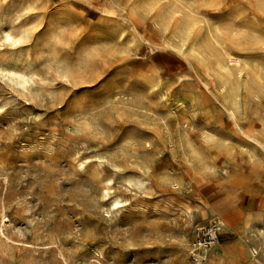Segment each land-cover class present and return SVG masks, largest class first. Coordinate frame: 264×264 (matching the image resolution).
Listing matches in <instances>:
<instances>
[{"label": "rangeland", "instance_id": "374dc122", "mask_svg": "<svg viewBox=\"0 0 264 264\" xmlns=\"http://www.w3.org/2000/svg\"><path fill=\"white\" fill-rule=\"evenodd\" d=\"M0 26V264H264V0H0Z\"/></svg>", "mask_w": 264, "mask_h": 264}, {"label": "bare ground", "instance_id": "6f19581e", "mask_svg": "<svg viewBox=\"0 0 264 264\" xmlns=\"http://www.w3.org/2000/svg\"><path fill=\"white\" fill-rule=\"evenodd\" d=\"M4 15V14H3ZM243 17V16H242ZM2 19V24H10V21H8L7 19H6V16H4L3 18H1ZM19 19H21V18H19ZM174 22V21H173ZM15 24V23H14ZM6 27V26H5ZM14 27H15V25H14ZM0 29L2 30V28H1V26H0ZM189 29V28H188ZM12 27L10 26V30H9V32H5L4 34H5V39H7V40H9V42L11 43V45L12 46H14V47H16L17 46V44H18V42H19V39H17L13 34H12ZM188 31V30H187ZM189 34V33H188ZM188 34H187V36H188ZM27 36V35H26ZM197 36V35H196ZM21 38V37H20ZM30 39V38H29ZM186 39V38H185ZM182 40H184V38L182 39ZM181 40V41H182ZM180 41V42H181ZM184 41H187V40H184ZM217 41V40H216ZM20 43V42H19ZM183 43V42H182ZM185 43V42H184ZM205 43H206V41H205ZM181 44V43H180ZM189 44V43H188ZM184 45V44H183ZM203 46H204V43H203ZM202 46V47H203ZM211 47H212V45H210ZM26 47H27V45H26ZM205 47V46H204ZM203 47V48H204ZM207 47V46H206ZM211 47L209 48V46L207 47L208 49H210V50H212L211 49ZM198 48H201V46L200 45H198ZM15 49V48H14ZM13 49V50H14ZM205 49V48H204ZM201 49L202 51H204V52H206V54H207V49ZM196 51L198 50L199 51V49H195ZM223 50V49H222ZM221 50V51H222ZM209 51V50H208ZM213 51V50H212ZM224 51V50H223ZM252 51V50H251ZM225 52V51H224ZM208 53H210V52H208ZM212 54H214L213 52H211ZM227 53V52H226ZM30 54V53H29ZM202 54H204L203 52H202ZM211 54V55H212ZM205 55V54H204ZM207 55H209V54H207ZM211 55H209V56H211ZM202 56V55H201ZM220 56V55H219ZM198 57V56H197ZM214 57V56H213ZM202 58H204V57H202ZM205 58H207V57H205ZM226 58L231 62V63H235V64H239V63H241L243 60H241V58L239 57V56H236V55H234V54H231V53H227L226 54ZM201 59V58H200ZM208 59V58H207ZM201 60H203V59H201ZM226 61V60H225ZM34 63H35V61H34V59L30 56V55H27V56H22V55H19V56H15L14 54L13 55H10V58L8 59V61H7V64L8 65H11L12 66V69H13V75H12V78H11V81L14 83V85H16L17 87H18V89L20 90V91H22V89L23 90H29V89H31V88H33V87H35L36 86V83H37V77H38V70L36 69V67H35V65H34ZM227 65V64H226ZM231 65V64H230ZM239 65H241V64H239ZM238 66V65H237ZM224 68H226V67H224ZM228 68V67H227ZM241 68V67H240ZM252 68V67H251ZM229 69V68H228ZM235 69V68H234ZM218 70V69H217ZM227 70V69H226ZM253 70V69H252ZM257 71V69H254V71ZM259 70V69H258ZM220 72H222L221 71V69L219 70ZM233 71V70H232ZM236 71V70H235ZM260 72H262L263 71V69H262V71L261 70H259ZM259 71H257V72H259ZM224 72V71H223ZM226 72V71H225ZM224 72V73H225ZM228 72H230V71H228ZM234 72V71H233ZM239 72V71H238ZM242 72V71H241ZM240 72V73H241ZM248 72H250L249 70H248ZM231 73V72H230ZM253 73V72H252ZM251 72H250V74H252ZM220 74V73H219ZM237 74V73H236ZM249 74V75H250ZM260 74V73H259ZM227 75V74H226ZM242 75V74H241ZM253 75V74H252ZM251 75V76H252ZM221 76V75H220ZM230 77H231V75H229ZM238 76H240L239 74H238ZM257 77V76H256ZM222 78V77H221ZM238 78H240V77H238ZM249 78V77H248ZM253 78H255V77H253ZM257 79V78H256ZM224 80V78H222V81ZM251 80V79H250ZM225 81V80H224ZM230 81V80H229ZM252 81V80H251ZM257 81V80H256ZM222 83V82H221ZM191 84V83H190ZM223 84V83H222ZM224 84H225V88L227 89L228 88V90L229 91H231V95H233V97L235 98L234 99V102L237 104V101H238V94H237V88H236V86L234 87V86H231V85H229L227 82H224ZM223 84V85H224ZM230 86V87H229ZM244 86V85H243ZM21 87H22V89H21ZM222 88V87H221ZM224 88V87H223ZM221 89V90H224V89ZM239 103H240V101H239ZM238 103V104H239ZM237 104V105H238ZM236 107V106H235ZM233 109H234V107H232ZM231 110V109H230ZM239 110V108L236 110V112ZM229 111V110H228ZM234 111H235V109H234ZM234 111L233 110H231L230 111V113H231V115H233L234 114ZM234 117V116H233ZM233 117H231V118H233ZM234 119H235V117H234ZM52 141V140H51ZM42 142H44V141H42ZM46 142V141H45ZM49 143V142H48ZM47 143V144H48ZM229 143V142H228ZM50 144V143H49ZM42 145V144H41ZM36 147H37V145H33V147H31V148H35L36 149ZM50 147V146H49ZM55 147V146H54ZM40 148V147H39ZM26 150H27V148H25ZM52 149H46V153L49 151H51ZM43 151V150H42ZM38 152V151H37ZM52 152V151H51ZM29 154H31V152L29 153ZM55 154V153H54ZM88 161V160H87ZM78 166H79V168L80 169H85L86 168V163H85V161H83V160H79V164H78ZM224 171H225V174H228V169H224ZM107 181V180H106ZM139 183L140 184H142V185H145V186H147V180L145 179V178H141V179H139ZM106 185H108V184H106ZM110 185V184H109ZM107 188H109V187H107ZM110 189V188H109ZM109 189H108V191H109ZM231 190V189H230ZM108 191H106L107 192V195H109L110 196V202H111V205H113V206H115V207H118V206H120L121 205V203H123L124 201L121 199V198H119V197H117V196H115V195H110V193L108 192ZM111 192H112V189H111ZM226 193H227V191H226ZM230 193V192H229ZM105 195V194H104ZM227 195V194H226ZM233 199V198H232ZM225 208H227L229 211H231V217H230V220H229V222H227L228 223V226L231 228V227H233L234 226V224H236L237 222H238V220H235V218H236V216H239V213H237L238 211H234L235 209L232 207V205H231V202H230V200L229 199H227V198H225ZM187 210H190V208L189 207H187ZM242 212V211H241ZM226 213V212H225ZM226 215V214H225ZM241 216V215H240ZM254 216V215H253ZM259 216V215H258ZM262 217H264V214H263V216ZM241 218V217H240ZM244 219V218H243ZM5 220V219H4ZM240 220V219H239ZM213 221H218V222H220L221 224H222V226H224V223H223V221L221 220V219H219V218H214V220H212V222ZM248 221V220H247ZM264 221V220H263ZM211 222V221H210ZM240 222H241V220H240ZM250 222V221H249ZM249 222H248V226H249ZM262 223V222H261ZM262 225V224H261ZM255 226V225H254ZM246 228V227H245ZM255 228V227H254ZM254 228H253V230H254ZM240 231V230H239ZM243 231V230H242ZM255 231H257V230H255ZM260 231V230H259ZM242 233V232H241ZM256 233H258V235H261L262 236V234H259V232H256ZM247 235V234H246ZM257 236V235H256ZM260 236V237H261ZM243 238H244V236H242ZM259 237V236H258ZM247 238V237H246ZM253 238H255V237H253ZM264 238V237H263ZM261 239V238H260ZM244 240V239H243ZM250 239H248V241H249ZM258 240V239H257ZM252 241V240H251ZM255 241V240H254ZM253 241V252L255 253V256L257 255H260V253L262 254L263 253V251H262V247H261V243L260 242H257V241H255L254 242ZM262 242H264V241H262ZM248 243V242H247ZM249 244V243H248ZM251 244H252V242H251ZM250 245V244H249ZM253 253V254H254ZM62 255L64 256V253H62ZM256 256V257H257ZM260 257V256H259ZM66 257H64V259H65ZM261 258V257H260ZM260 258H258V259H260ZM253 259H254V256H253ZM262 260H264V256H263V254H262ZM256 261H258V260H255V262ZM212 262V261H211ZM260 263V262H259ZM259 263H257V264H259ZM213 264V263H212Z\"/></svg>", "mask_w": 264, "mask_h": 264}, {"label": "built area", "instance_id": "2783aa9c", "mask_svg": "<svg viewBox=\"0 0 264 264\" xmlns=\"http://www.w3.org/2000/svg\"><path fill=\"white\" fill-rule=\"evenodd\" d=\"M222 230V224L213 221L207 225L199 226L194 231L192 255L199 262L206 258L208 250L218 241Z\"/></svg>", "mask_w": 264, "mask_h": 264}]
</instances>
